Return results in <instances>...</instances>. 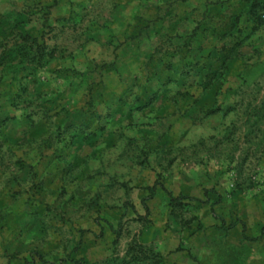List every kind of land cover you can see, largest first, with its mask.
I'll list each match as a JSON object with an SVG mask.
<instances>
[{
	"label": "rangeland",
	"instance_id": "374dc122",
	"mask_svg": "<svg viewBox=\"0 0 264 264\" xmlns=\"http://www.w3.org/2000/svg\"><path fill=\"white\" fill-rule=\"evenodd\" d=\"M145 257L264 264V0H0V264Z\"/></svg>",
	"mask_w": 264,
	"mask_h": 264
},
{
	"label": "trees",
	"instance_id": "16d2710c",
	"mask_svg": "<svg viewBox=\"0 0 264 264\" xmlns=\"http://www.w3.org/2000/svg\"><path fill=\"white\" fill-rule=\"evenodd\" d=\"M234 223H231V225H233ZM230 225V226H231ZM154 257H150V258H147V257H145V258H143V259H141V260H139V261H137L136 263H134V264H161V262H160V260H155V259H153Z\"/></svg>",
	"mask_w": 264,
	"mask_h": 264
}]
</instances>
